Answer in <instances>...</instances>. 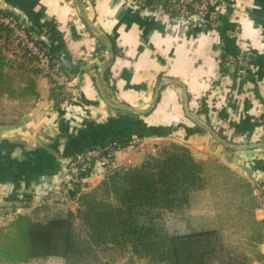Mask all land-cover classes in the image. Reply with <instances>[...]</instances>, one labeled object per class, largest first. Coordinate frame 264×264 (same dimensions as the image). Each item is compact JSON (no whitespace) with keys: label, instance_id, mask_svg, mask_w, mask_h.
<instances>
[{"label":"crops","instance_id":"obj_1","mask_svg":"<svg viewBox=\"0 0 264 264\" xmlns=\"http://www.w3.org/2000/svg\"><path fill=\"white\" fill-rule=\"evenodd\" d=\"M133 1L0 0V11L33 28L76 79L67 108L43 71L33 75L36 97L11 98L21 107L0 119V206L12 202L31 217L68 209L61 186L69 160L90 145L131 140L134 154L118 152L126 164L142 162L150 144L177 143L201 164L202 179L188 206L166 211L168 231H212L201 237V249L215 247L211 264H264L254 187L264 179V0H218L211 27L196 17H151ZM228 53L248 57L245 76L224 65ZM104 175L98 169L82 190ZM18 264L70 263L50 256Z\"/></svg>","mask_w":264,"mask_h":264},{"label":"trees","instance_id":"obj_2","mask_svg":"<svg viewBox=\"0 0 264 264\" xmlns=\"http://www.w3.org/2000/svg\"><path fill=\"white\" fill-rule=\"evenodd\" d=\"M163 1L147 0V4ZM1 16L12 14L0 11ZM2 31L9 34L12 28L0 18V34ZM26 31L30 36L34 34L29 26ZM36 42L58 59L52 45L40 39ZM25 51L29 53L27 48ZM34 60L35 57H28L29 63ZM40 71L41 68H31L24 63L14 64L0 50V95L24 99L36 97L33 74ZM52 89L55 98L59 99V92L55 87ZM130 141L114 142L124 146ZM114 142L90 145L73 156L92 148L107 147L109 150ZM95 166L93 160L89 169L78 170L76 176L86 181L98 172ZM201 169L189 148L177 143H172L160 156L146 158L138 166L112 168L93 189L83 191L79 183L67 191L69 199L79 203L75 211L69 208L53 215L34 217L16 214L7 220L0 226V260L18 264L59 256L70 264H85L94 249L116 247L158 264H211L215 247L201 249V237L212 235V231L170 233L159 222L162 211H182L188 206L190 192L201 184ZM46 201L43 207L47 205ZM76 222L83 234L76 230Z\"/></svg>","mask_w":264,"mask_h":264},{"label":"built area","instance_id":"obj_3","mask_svg":"<svg viewBox=\"0 0 264 264\" xmlns=\"http://www.w3.org/2000/svg\"><path fill=\"white\" fill-rule=\"evenodd\" d=\"M218 0H165L160 4H147V0H134L133 3L138 11H145L148 16H157L158 12L166 14L171 21L177 24H184L193 17L201 21L204 26H213L218 12L215 9ZM1 21L16 31L19 39L29 51V55L35 57L39 67L42 69L54 86L58 88L60 104L62 107H69L73 101L74 87L76 79L70 72L61 67V62L54 59L49 52L38 45L36 38L30 36L27 31V25L17 21L15 16L0 17ZM233 32V31H232ZM235 33V32H234ZM224 65L236 71L239 76H245L250 68L249 59L244 54L228 53L224 59ZM136 148V143H128L120 146L115 142L107 150L105 148H92L76 153L68 164L69 184L62 185L61 189L68 191L75 188L79 183H83L82 178L76 176L79 171L84 172L90 167L93 160L96 161L95 168L106 173L108 170L119 166L117 163L116 153L120 150H132ZM107 152L103 154L104 151ZM255 194L258 196L261 205L264 207V179L254 183ZM25 202V201H24ZM12 202L0 206V222L5 223L14 215L19 213V209L12 208ZM16 204V203H15ZM8 213V214H6ZM7 215V216H6Z\"/></svg>","mask_w":264,"mask_h":264},{"label":"rangeland","instance_id":"obj_4","mask_svg":"<svg viewBox=\"0 0 264 264\" xmlns=\"http://www.w3.org/2000/svg\"><path fill=\"white\" fill-rule=\"evenodd\" d=\"M32 36L36 38L35 34H33ZM25 48L26 46L23 45L22 41L19 39V36L16 34V31H14L13 28H12V32H10L9 34H7L4 31H2V33L0 34V50L14 64H18V63L26 64L27 63V59L30 55L29 53L26 54ZM34 61L38 64V61L36 59ZM51 87L52 88L55 87V90L58 91V88L54 86L53 83ZM15 99H20V98L18 97ZM20 103H21L20 100H13V99L8 100L7 98H4V96L3 97L1 96L0 97V119L6 118V115L8 114H12L13 110L17 109L18 106L21 107ZM17 111H20V109L18 108ZM171 144L170 143L162 144V145H158V144L151 145L150 144V147L148 146L146 150L144 151V153H142L143 155L142 162L146 158L151 157L153 155L154 156L162 155L164 153V150L170 147ZM123 151H125L126 153L134 154L136 149L123 150ZM118 152L116 153L117 163L123 169H127L129 167H135L142 163V162L133 161L132 159H129L128 162H126V164L125 163L123 164V161L119 159L118 157ZM70 201L71 200H69L68 202L66 201L65 203L67 204L66 208L68 209L71 208L73 209V211L76 210L79 207V203L77 201H72V202ZM170 216L172 215L164 211L162 212V215L159 217V222L169 231H171L173 228V224L171 222L172 219L170 218ZM76 230L79 233L83 234L82 228L80 227L78 222H76ZM106 263H109V264H158L153 261H150V259L147 257H139L137 255H134L130 250L122 251L121 249L116 248V247L94 249V252L91 253V255H89L88 263H85V264H106Z\"/></svg>","mask_w":264,"mask_h":264},{"label":"water","instance_id":"obj_5","mask_svg":"<svg viewBox=\"0 0 264 264\" xmlns=\"http://www.w3.org/2000/svg\"><path fill=\"white\" fill-rule=\"evenodd\" d=\"M207 129H209L216 137H218L220 139L219 135L216 132H214V130H212L211 128H207ZM87 185L88 184L85 183V186H87Z\"/></svg>","mask_w":264,"mask_h":264}]
</instances>
